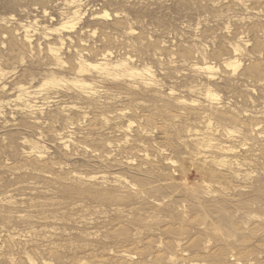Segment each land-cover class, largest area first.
I'll list each match as a JSON object with an SVG mask.
<instances>
[{
	"label": "rangeland",
	"instance_id": "rangeland-1",
	"mask_svg": "<svg viewBox=\"0 0 264 264\" xmlns=\"http://www.w3.org/2000/svg\"><path fill=\"white\" fill-rule=\"evenodd\" d=\"M0 264H264V0H0Z\"/></svg>",
	"mask_w": 264,
	"mask_h": 264
},
{
	"label": "bare ground",
	"instance_id": "bare-ground-1",
	"mask_svg": "<svg viewBox=\"0 0 264 264\" xmlns=\"http://www.w3.org/2000/svg\"><path fill=\"white\" fill-rule=\"evenodd\" d=\"M79 9V8H78ZM76 17V16H75ZM205 67V66H204ZM142 74V73H141Z\"/></svg>",
	"mask_w": 264,
	"mask_h": 264
}]
</instances>
